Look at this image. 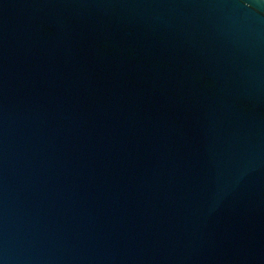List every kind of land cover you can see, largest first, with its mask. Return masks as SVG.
<instances>
[{"label":"water","instance_id":"obj_1","mask_svg":"<svg viewBox=\"0 0 264 264\" xmlns=\"http://www.w3.org/2000/svg\"><path fill=\"white\" fill-rule=\"evenodd\" d=\"M0 264H264V0H0Z\"/></svg>","mask_w":264,"mask_h":264}]
</instances>
